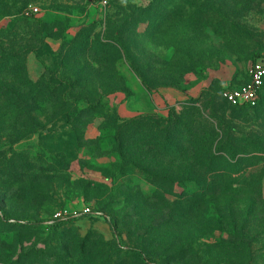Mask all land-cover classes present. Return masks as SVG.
Listing matches in <instances>:
<instances>
[{
  "label": "rangeland",
  "instance_id": "1",
  "mask_svg": "<svg viewBox=\"0 0 264 264\" xmlns=\"http://www.w3.org/2000/svg\"><path fill=\"white\" fill-rule=\"evenodd\" d=\"M262 51L264 0H0V264H264Z\"/></svg>",
  "mask_w": 264,
  "mask_h": 264
},
{
  "label": "built area",
  "instance_id": "2",
  "mask_svg": "<svg viewBox=\"0 0 264 264\" xmlns=\"http://www.w3.org/2000/svg\"><path fill=\"white\" fill-rule=\"evenodd\" d=\"M95 8L105 9L110 5L111 0H86ZM31 14L40 13V9L30 6ZM264 90V51L257 54L251 63L248 72V81L240 86L226 89L223 98L232 107L254 109L258 107ZM102 216L91 207L81 210L63 209L57 211L53 216V223H67L79 220L84 217Z\"/></svg>",
  "mask_w": 264,
  "mask_h": 264
},
{
  "label": "trees",
  "instance_id": "3",
  "mask_svg": "<svg viewBox=\"0 0 264 264\" xmlns=\"http://www.w3.org/2000/svg\"><path fill=\"white\" fill-rule=\"evenodd\" d=\"M255 57H256V55L253 57L252 61L254 60ZM245 109H247V108H245ZM144 120L149 121L148 119H144ZM174 120L175 119H173V118H171L170 120L169 119H167V120L166 119H157V120L151 121L153 125H150L149 122H148V124H145V123L142 124L143 125V131H140L139 132L140 136H143V138L141 137L142 138L141 141L143 139H145L146 137L150 136V133L151 132H153L154 130H156L157 131V134L153 137V139L157 143H159L160 145L156 149L155 148L154 149L156 151H159V153H155L154 152V155L150 154L146 150L147 149V145H148L147 143H144L143 145L141 144L139 146L138 153L141 154L144 158H148V157H151V156L152 157L154 156V158H155L157 156L159 163H162L164 161V159H162L161 155L164 154V150L166 149L165 145L168 142L167 141L165 144H163V141L168 137L166 133H167V130H168L169 123L175 122ZM138 122L139 121H134V122H132L130 124L137 125ZM128 125H129V123L128 124L127 123H124L123 125H120L121 127H119V129H118L119 130L118 140L120 141V145L122 147H123V143H122L123 137H127L128 136L127 135V132H126L127 129L125 128ZM146 125H150L151 128L149 126H146ZM145 127L147 128V130H150V131L149 132H146ZM134 129L135 130H133V133L137 131V126H134ZM123 131L125 132L124 134H123ZM179 137H183L182 138V141L188 143V145H190V150H192V152H193V147L191 146L193 144V141L191 142L192 138H184V134L183 135L179 134ZM141 141H139V142H141ZM136 142H138V140L133 143V146L135 145ZM173 143H175L174 140H173ZM129 146H130V148L132 147L131 144ZM158 148H160L161 150H158ZM147 173L151 176V179H152L153 183L159 189H164L165 188V185L167 186V183L166 184L163 183V181H162L163 180V177L162 176H159L158 174L152 173V172H149V171ZM166 181H167V179H166Z\"/></svg>",
  "mask_w": 264,
  "mask_h": 264
}]
</instances>
